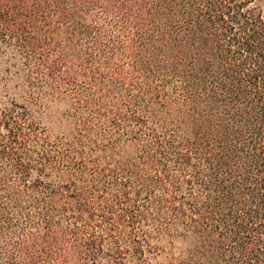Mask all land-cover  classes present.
I'll return each instance as SVG.
<instances>
[{"label": "trees", "instance_id": "trees-1", "mask_svg": "<svg viewBox=\"0 0 264 264\" xmlns=\"http://www.w3.org/2000/svg\"><path fill=\"white\" fill-rule=\"evenodd\" d=\"M264 0H0V264H264Z\"/></svg>", "mask_w": 264, "mask_h": 264}, {"label": "rangeland", "instance_id": "rangeland-1", "mask_svg": "<svg viewBox=\"0 0 264 264\" xmlns=\"http://www.w3.org/2000/svg\"><path fill=\"white\" fill-rule=\"evenodd\" d=\"M264 13V2L262 4H260Z\"/></svg>", "mask_w": 264, "mask_h": 264}]
</instances>
